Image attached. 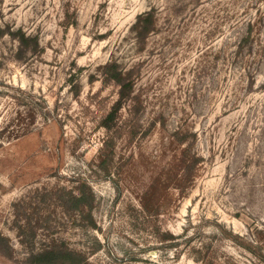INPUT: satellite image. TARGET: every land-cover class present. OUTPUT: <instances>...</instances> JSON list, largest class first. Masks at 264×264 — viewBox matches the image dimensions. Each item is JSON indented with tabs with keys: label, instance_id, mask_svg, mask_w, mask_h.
Masks as SVG:
<instances>
[{
	"label": "rangeland",
	"instance_id": "1",
	"mask_svg": "<svg viewBox=\"0 0 264 264\" xmlns=\"http://www.w3.org/2000/svg\"><path fill=\"white\" fill-rule=\"evenodd\" d=\"M0 264H264V0H0Z\"/></svg>",
	"mask_w": 264,
	"mask_h": 264
},
{
	"label": "trees",
	"instance_id": "2",
	"mask_svg": "<svg viewBox=\"0 0 264 264\" xmlns=\"http://www.w3.org/2000/svg\"><path fill=\"white\" fill-rule=\"evenodd\" d=\"M146 15H149V16H150L151 14H146ZM140 18H142V16H140ZM116 111H117V110L113 111V112L109 115L108 122H109V120L112 121V119L115 118ZM106 126H109V124L106 123Z\"/></svg>",
	"mask_w": 264,
	"mask_h": 264
}]
</instances>
